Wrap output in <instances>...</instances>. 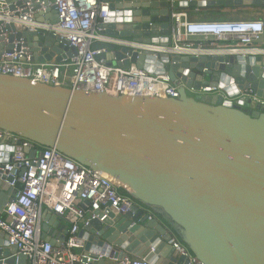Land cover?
Masks as SVG:
<instances>
[{
  "label": "water",
  "instance_id": "95a60500",
  "mask_svg": "<svg viewBox=\"0 0 264 264\" xmlns=\"http://www.w3.org/2000/svg\"><path fill=\"white\" fill-rule=\"evenodd\" d=\"M103 1L110 6L109 17L98 24L103 35L165 46L171 44L176 9L264 7V0ZM49 18L57 21L55 10ZM24 35L33 41L35 59L66 58L52 34ZM105 46L114 51L103 56L109 65L133 62L181 81L180 97L111 95L0 73V128L55 147L129 186L140 201L158 207L177 225L183 243L204 264H264V104L244 97L264 100V56L160 53L156 59L128 46L96 43L94 48ZM3 51L0 44V55ZM205 87L212 90L202 94ZM189 88L197 94L189 96ZM27 152L31 157L38 153ZM0 189L1 210L16 190L5 181ZM44 216L65 240L69 223L48 209ZM46 221L44 237L54 243L59 237ZM81 234L86 253L189 263L169 244L172 234L164 223L150 220L136 205L124 215L111 213L105 223L92 219ZM26 262L0 232V264Z\"/></svg>",
  "mask_w": 264,
  "mask_h": 264
},
{
  "label": "built area",
  "instance_id": "2783aa9c",
  "mask_svg": "<svg viewBox=\"0 0 264 264\" xmlns=\"http://www.w3.org/2000/svg\"><path fill=\"white\" fill-rule=\"evenodd\" d=\"M51 10L57 13L56 22L49 18ZM109 15V3L103 0H0V44L4 49L0 55V73L111 95L179 98L183 83L173 81L167 72L151 73L133 62L129 67L109 65L103 56L114 51L94 45L114 44L118 49L128 46L138 53L151 52L156 59L160 53L201 56L226 52L264 56V20L260 18L192 19L186 10L176 9L171 13V44L165 46L103 35L98 24ZM24 33L44 37L52 34L56 43L63 45L60 55L66 58L60 62L35 59L33 41ZM157 38L163 40L162 36ZM70 51L72 56L68 57ZM38 54L45 56L41 50ZM189 90L197 94L194 88ZM211 90L205 87L201 93ZM244 97L264 104L256 95ZM27 151L38 153L31 157ZM0 181L16 190L0 210V232L26 256V264H98L106 258L112 260L111 264H152L131 254L108 257L101 252L84 251L86 238L81 231L92 219L105 223L111 213L114 217L124 215L134 205L150 220L159 219L132 190L118 184L109 174L86 166L55 147L42 146L0 128ZM45 209L69 223L65 240L58 238L53 243L44 237ZM169 244L179 255L188 257V264H204L177 236L172 234Z\"/></svg>",
  "mask_w": 264,
  "mask_h": 264
},
{
  "label": "crops",
  "instance_id": "0c3cea01",
  "mask_svg": "<svg viewBox=\"0 0 264 264\" xmlns=\"http://www.w3.org/2000/svg\"><path fill=\"white\" fill-rule=\"evenodd\" d=\"M250 7L254 8L255 6H250ZM250 7L190 8L189 10H187V12H189V14H190L192 19H209V18H205L204 15H202V14H215L216 13L218 15L220 13H226L229 10H232V12H235V13H237V12H248V11H252V10H250ZM235 13H234L235 17H233V18H235V19L240 18V17H237L236 15H238V14H235ZM257 102H258V100H257ZM0 193H1V189H0ZM49 211L52 212L51 210H49ZM45 219L46 218L44 216L43 217V222L46 221ZM59 221L62 222V221H65V220H59ZM46 223L50 225L51 231L54 232L55 234H57L59 238L62 236L60 229H58V227H55L53 220H50V222L47 220ZM57 239L58 238H56L55 241ZM159 258L161 260L163 259V257H161V256ZM104 261H105V264H111L112 263V260L107 259V258Z\"/></svg>",
  "mask_w": 264,
  "mask_h": 264
},
{
  "label": "trees",
  "instance_id": "16d2710c",
  "mask_svg": "<svg viewBox=\"0 0 264 264\" xmlns=\"http://www.w3.org/2000/svg\"><path fill=\"white\" fill-rule=\"evenodd\" d=\"M263 6H255L254 8L250 7V10H256L259 12H264V7ZM229 8H233V7H229ZM190 8H183L182 10H189ZM235 13V12H234ZM232 10L227 11L226 13H220L218 14V16L216 17L215 20H235V18L231 17ZM239 13V12H237ZM235 13V14H237ZM239 19V18H238ZM264 20V15L260 18ZM196 44H198V42H196ZM122 192L127 193L126 190H122ZM152 210L155 211V213L158 215L159 219L164 223V225L167 227V229L175 236H177V238H179L182 241L181 235L178 231L177 225L171 221V219H169L164 213L162 214L158 207H152L149 206ZM183 242V241H182Z\"/></svg>",
  "mask_w": 264,
  "mask_h": 264
},
{
  "label": "rangeland",
  "instance_id": "374dc122",
  "mask_svg": "<svg viewBox=\"0 0 264 264\" xmlns=\"http://www.w3.org/2000/svg\"><path fill=\"white\" fill-rule=\"evenodd\" d=\"M234 13V12H232ZM236 15L237 17H240L239 19H253V18H261L264 15V12H259L256 10L248 11V12H239ZM205 18H209V20H214L218 16L215 14H202ZM231 17H235L234 14H231ZM189 96H195L190 90H188Z\"/></svg>",
  "mask_w": 264,
  "mask_h": 264
},
{
  "label": "bare ground",
  "instance_id": "6f19581e",
  "mask_svg": "<svg viewBox=\"0 0 264 264\" xmlns=\"http://www.w3.org/2000/svg\"><path fill=\"white\" fill-rule=\"evenodd\" d=\"M117 183L120 184L121 186L128 187L130 190H132L129 186L125 185L124 183H122L118 180H117ZM132 192H134L136 194V192L134 190H132Z\"/></svg>",
  "mask_w": 264,
  "mask_h": 264
}]
</instances>
